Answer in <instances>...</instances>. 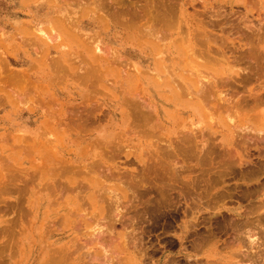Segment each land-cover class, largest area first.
Masks as SVG:
<instances>
[{
	"label": "rangeland",
	"instance_id": "374dc122",
	"mask_svg": "<svg viewBox=\"0 0 264 264\" xmlns=\"http://www.w3.org/2000/svg\"><path fill=\"white\" fill-rule=\"evenodd\" d=\"M66 1L68 2V0ZM66 1H56L39 4L34 0H0V264H43V253H49V257H51L53 250H57V252L59 250V253H56L55 255L61 256L65 252L67 247L74 243V241L70 239L77 234L76 231H73L74 229H70L67 223V216L70 212H72V210H74L77 206L81 205L84 202L82 204L83 208V205L85 206L86 201H88L87 196L89 194L90 187L89 179H91L92 175H89V172L86 175L87 170L85 171L83 169H80L83 162L82 160H84L86 163L99 160L97 161V164H99V168L101 166L105 167L108 165H116V163H119L121 165V162L124 163L125 161L122 156V159L120 158V160H117L116 162H112L110 160L109 162L107 161V159H104L105 156L101 157L99 156V154L98 156L97 154H95L99 151V149L97 148L98 146L95 147V144H93L96 148L95 149L93 145H90L92 144V142L90 143V141L93 139L90 136L95 131L94 129L98 126V124H93L90 121L98 112H100V110L105 111L104 106L106 102L112 101L114 95L112 96L111 92H104V90H102L101 92L99 91L100 93L98 92V94H96L95 92H97V90L95 88H92L94 87V85L90 84L89 82L88 84H90V86L88 87V84H85L87 83V81H84L82 83V79L77 80L69 77L67 79L64 78L65 80H63L62 82V80H59L61 79V74L57 72L58 69H56V66L58 63H61L63 59L68 64L71 63L74 66H77V54L81 52V43L83 42V39L86 38L87 35H94L97 33V31L107 29H109L113 34L112 46L114 48V51L123 53L124 55H128V57L131 58L134 57L133 61L138 59V51H148L152 48L150 39H147L149 37H145V35L139 31L140 29H142V21L139 19L140 17H138V15L142 16L141 11L143 9L141 8H143V2H139L137 0H70L72 3L70 1L69 3H67ZM191 3L194 5V11L197 10L200 12L204 9H211L219 4H223L228 8H234L239 4V0H189L187 5V8H189L187 9V14H185V20L192 30L195 29V32L198 30L201 31L209 28L210 21L209 19L201 16L200 13L202 12H198L200 15L195 16L196 14H193L195 12L192 11L193 7L191 6ZM235 9L236 8H234V10ZM36 14L37 16H35ZM61 14H66L65 16L63 15V18L69 19V21H66L65 23L63 21L61 22V19H59V16H61ZM223 15L221 14V17L212 19L216 20V22L220 26L215 27L214 29L211 28L212 30L209 29L213 32L214 36L217 37V44L215 46V49H220V51L226 52L227 50H232V48H247L251 45H254V48L257 51L264 49V29H259L257 27V22L250 14L246 18L243 15L242 18H240L241 16L238 18L237 16L229 18L227 12H225V14L223 13ZM57 20L60 23H55L57 22ZM221 22L222 24H219ZM52 23L54 25H52ZM38 27H41L49 35L52 34L53 38L55 36H58V34L56 31H51V29H61V36H58L57 40L49 41L46 37L36 32V29ZM94 36L96 37L97 35ZM177 45L178 47H180V50H178V48L174 49V71L178 74V76L180 75L185 82H188L189 79H191L190 72H196L200 76L206 77L208 82L216 81V90L214 88L213 91L217 95H219V98L215 99H220V102L215 110L207 111L203 108V112H205V118H203V121L201 123V129L197 130L200 133H198L199 137H197L195 141L199 145H203L204 143V149L198 150L200 153H197L195 157L192 155L190 156L194 158V160H192V158L188 156L189 154L186 155L189 159L185 158L186 156L183 155L184 153L180 152V148H178L180 149V151H176L179 152L180 156L176 155L177 153L174 151L177 149H174V147L177 148L180 145L179 144L177 146V143L176 145L173 144L175 145L174 147L173 145L170 146L169 149H171L170 151H172L170 153V156H172L173 154L174 156L172 157L176 159H174L176 162L180 161V163L178 162L180 165L174 162L176 166H174V164L172 166L171 164L173 161L170 160L171 157L167 158V156L165 155V157L169 159V161H171V164L167 165L169 162H166L167 160L164 158V156L162 159L161 154L163 153H161V151V157L159 156L158 160L155 161L154 159L153 162L151 161V164L150 161L146 160V158L151 154L149 152L151 151L153 153V151H155V147H153L152 143L158 140L156 137H167L168 139L175 136L176 133L174 132H176V130L175 128H172V124L166 125V127L164 128L156 127L153 131L154 133H151L149 136L136 137L135 140L130 143V145H132V150L128 151L130 153H132L131 151H134L132 155L134 154L138 158L133 159V157H130L128 160H131V164L128 163V165L126 164L125 167L128 169H134V171L136 169L137 172L139 171L137 175H141L137 176V178L135 177V174L134 177L137 181L135 180V182H133L134 186L128 188L123 187L124 189L121 191L120 196L121 200H123L122 202L125 204L126 201H129L128 203H126V207L123 204V208H125L123 209L124 211H121V215L124 216H122V221L126 222V225H124V223L122 222L123 227L128 225L127 223L129 222V219L130 224L132 225L131 227L128 226L130 229H128V227L123 228L122 226L118 225L119 227L117 226V229H115L113 232L114 234H112V236H114L113 241L116 244L115 239L116 241L118 240L117 243H121H119V247H123L124 244L121 242V239L127 246L128 244L126 243H130L132 241V237L133 239L135 237L136 242L140 243L139 245H137V247L142 246L141 248H144L148 252V254L146 253L144 255V250H141L138 247L137 250L135 249L136 251L134 250V253L132 250V245L130 247V244H132L133 242L130 243L127 247H130L131 249L127 248V252L131 254V264H142V261L146 260L147 256L149 259H151L149 260L147 258V260L144 261L143 264H168V261H171L172 259L173 261L170 262L172 264H190L191 262V264H195L198 259L201 261L203 260L202 262H204V264H211L206 263V261H213V264L214 262H216V264H221L222 262L224 264H233L234 261L237 263V260H235L234 257L239 256L235 253H239L240 251L241 254V250L242 252H246L244 253L245 255L241 254L243 258L245 257V260H240L239 258V262L245 261L244 263L246 264H264V219L263 217H261L264 214H260V216H258V214L262 213V211L264 210L263 206L260 205L261 200L264 201V142H262L261 145V142L258 141V143H256L257 141L252 140L253 143H251L250 139L252 138V134H249L247 130L241 127L244 126L245 128L247 124H249L250 120L249 117H246L247 115L250 116V114L252 115L253 113H255L253 114L255 116L256 114H258V111L256 112L255 109L250 110L251 113L248 109L249 114H247L248 111L245 109V99L240 98L243 87L246 86V89H248L252 84L247 82L248 84L240 85V83L234 82L231 85H221V82H223L224 80H234L236 76L243 71V65L234 62H228L221 56L220 53H208L205 51L204 47H194V50L191 51L190 47H188L187 45V42H183L180 45ZM168 62L170 64L168 66H171V61ZM191 62H193L197 66V68L191 71H187V69L189 68L187 67V64ZM113 66H116V64ZM12 70L14 74L11 75ZM107 71L108 73L104 71L105 74L111 76L112 71L109 68ZM182 78L177 79V81L180 82V85L183 81ZM174 83L172 84L174 85ZM145 87L146 86L144 84L138 83L129 88L131 91L141 92ZM237 91L240 93L238 96L236 95ZM172 94L173 93H171V91H168L164 96H156V98H182L173 96ZM89 99H91L92 102H90ZM92 106L94 107L92 108ZM248 107L249 106H247L246 108ZM260 109H262V107ZM91 112L94 114V116ZM90 114L93 116L92 119V116ZM184 117H186V115ZM231 119L233 121H231ZM105 120L106 117L102 120L101 123L104 124ZM228 120L231 122V124ZM84 121H86V123ZM88 121L93 124L95 128H92L93 126L91 124H88V126L92 127L87 128ZM82 123L85 124L83 125ZM227 125H229V127ZM83 126H85V129L82 128ZM239 127V130L236 129ZM241 129L243 131V134L241 133ZM236 130L239 131L238 133L240 135L236 133ZM195 133L197 132L195 131ZM235 134L238 135L236 136ZM241 134L244 135V138H247H245L246 140H249L247 142H244L246 140L243 139L242 141ZM247 135H250L251 138H248L249 136ZM236 139H239V141ZM235 143L239 144L236 145L238 146L239 150H237L238 148H236V146L234 145ZM216 144L219 145L217 146ZM219 146L223 149L224 147L226 148L232 146V149L234 148L233 152L231 151L232 149L230 147L229 149H231L230 151L233 153V156L232 154V157L230 155L228 156L226 152L223 151V149L219 148ZM258 146L263 147L259 148ZM218 150L220 153H222L223 156L219 154ZM234 150L236 153L234 152ZM91 151L92 155H90ZM237 151L241 152L237 153ZM163 152H166V154L168 153L169 155V151ZM259 153L262 154L259 156ZM93 155L96 157L93 158ZM181 155L185 156V159ZM200 155H203V157ZM247 155H249L248 157L251 160L245 158ZM198 156H200V160L201 157L202 160L204 159V162L201 160L203 164H197L200 161H196L198 159H196V157ZM215 156L220 157H218L219 159H217V157ZM230 157L235 162L237 160L238 165L236 163V165L233 164L234 162L230 159ZM139 158L147 161L146 167H152L153 165H155L152 163H157V166L166 164L165 166L167 169L172 166L174 167V170L171 167V169L169 168L171 172L168 170L169 172L167 171V173L164 170L163 165L161 167L163 168L164 172L160 171L161 167H156L160 171L159 174H161L162 178L160 177V175L157 176L158 170L154 167L153 169L155 171V175L154 171L152 172L151 170L152 168H148V173H146L147 169L146 171L145 169L141 170L142 172H144V174L142 175L140 170H138L141 168L138 167L139 165H137V160ZM186 159L189 160V163ZM190 159L192 160V162H190ZM239 159L245 162L240 163L241 160ZM160 160H163L165 163H163V161L160 162ZM79 161L81 164L79 163ZM194 161H196V163ZM207 163L209 165H207ZM229 163L231 164V166L234 165V167H229L227 165ZM219 165L221 167H219ZM226 165L230 169L227 168ZM68 166L72 168L69 169ZM116 166H118V164ZM184 166L188 169H186ZM78 167L81 171L83 170L85 172H79ZM192 167H194V169ZM208 168L212 169L208 170ZM248 168L250 171L248 170ZM196 169H201L200 171L205 176H203V174L200 175V171L198 172ZM202 169H206V172H203ZM224 170L226 171V173L223 172ZM174 171H176L177 173ZM219 171L223 172H221V175L223 174V176H221L220 174L219 176H217ZM229 171H234V173L231 172V175ZM75 172L78 173L76 174ZM178 172L180 174H178ZM242 172H245V176L243 177V179L242 176L244 174ZM163 173L169 175L171 173V177L165 174L166 176H168L167 179V177L163 175ZM215 173H217V175ZM240 173L243 175L241 176ZM225 174L227 175V177L224 176ZM175 175L177 176L174 177ZM212 175L217 180H219L220 177H224L223 180L229 177L230 182H227L225 180V182H220H224V184H216L217 182H214L217 180H214V178H212V181L211 179L209 180V176L211 178L213 177ZM253 176L255 178H257L258 176L260 177L255 180ZM196 177H198V181ZM251 177H253V179H251ZM170 178L174 179L171 180ZM194 178L195 180H193ZM155 179L156 181L159 180V182L157 181L158 184ZM169 179L170 181H168ZM176 179L180 180L176 181ZM207 180L209 181V183H207ZM182 181L187 182L186 184L190 182L188 190H192L191 192L189 191V194L193 192V196L190 194L192 198L188 196V201L186 198L187 195H185L188 194V191H185L187 190L185 188L186 185L185 187H183L185 183H183ZM55 182L57 186L55 185ZM146 182L149 184H147ZM108 183H110L108 185H115L113 182ZM167 183L170 186H174V188H179L177 189L179 191L175 190L176 188H173V191L170 190V186H168L169 190L166 187H163L166 186L165 184ZM193 183L196 184L197 188L200 185L199 188L197 189L195 186H193L195 185ZM161 184L162 186L160 187ZM213 184H215V187L213 186ZM232 184L236 187H233ZM46 185L47 187H45ZM85 185L88 188L85 187ZM203 185H205L204 189ZM228 185L229 187L231 186L235 188H229V190H234L233 192L224 190L225 186H227L228 188ZM48 186L51 189H49ZM191 186L193 189H191ZM250 186L257 189L256 192H254L255 189L253 190ZM157 187H160V189ZM182 187L183 189H185L184 191ZM211 187L213 188L209 191V188ZM246 187L249 189L251 196L253 195L252 198L251 196H249L250 193L249 195L247 194L248 192H245L244 194V190L247 189ZM70 188L72 191L70 190ZM132 188H134V193L131 192ZM143 188L146 190H144ZM155 188H157L158 190L156 189V191ZM84 189L87 190L85 191ZM126 189L130 191H127ZM136 189H138V191ZM162 189L166 190V193ZM206 189L207 191H209V194L205 195L207 197L204 199L203 197ZM69 190L71 191V193H69ZM159 190L160 192L165 193V197H167V193L170 192L168 194L170 196L168 197L170 200L174 199L173 202L170 201L168 197L165 198L164 194H162L164 199L160 198L162 196L160 192L158 193ZM123 191L125 192L123 193ZM182 192H184L183 195ZM218 192H220L221 195H223L224 193H226L227 195L229 193L231 195V193H233L235 197L233 194V196L231 195L230 198H224L228 197L229 195L224 196L222 197L224 200L220 199L223 202H220L219 198L221 197H219L220 194H217ZM221 192H223V194ZM199 193L203 194H201L202 197H200L201 195ZM195 194L200 199L196 196L194 197ZM216 195H218L219 198ZM245 195L246 197L248 195V197H244ZM130 196L132 197L130 198ZM210 196L213 198H217L218 201L222 203L219 205L216 203L217 205H215L218 207H215L216 209L214 208L213 211L209 208H213L212 206L215 202L212 200H214L215 198L210 200ZM149 198L150 201L147 202V204L149 205H147L145 202L147 199L149 200ZM60 199H62L63 202H60ZM156 199L162 200L157 201ZM166 200L169 203H167ZM198 200H200V202ZM151 201L152 204H150ZM194 201L196 202V204ZM209 201L212 203H210ZM130 202L133 206V210L131 208ZM163 202L164 204L167 203L168 207L171 202L173 203L170 204V207H172L168 208L170 211H168V209L166 208L167 205H165L166 207L163 206L164 204L162 205ZM251 203H254L253 206ZM258 204L260 206H258ZM206 205H209V208H206ZM145 206L150 207L151 210H149V208L146 209L147 207L145 208ZM246 206L249 207V209L246 208ZM255 206H257L259 212L258 210H256ZM151 207H155V209ZM162 207H164L165 209H162ZM84 208H86V206ZM141 209L149 210V213H151L153 210H157V213L159 215L161 213V217L159 216L160 218H156V220L152 223L150 222L148 225H145L141 222L143 221L142 216L144 215V210L142 211ZM196 209L198 211L200 210V212H197ZM250 209L252 210L250 211ZM253 209H255L256 211ZM135 210L140 212L137 213L138 215H136L138 221V216L141 215V224L139 223L140 227L138 225L137 218L131 216L134 215L133 213H135ZM125 211H128L129 214ZM244 212H248V215ZM216 213H218L219 216ZM169 214H172V216H170ZM229 215L231 216V218ZM162 216L164 217L162 218ZM256 216L260 217L261 219H257ZM58 217H60L59 219L61 220H59ZM127 217L129 218L127 220L128 222L125 220V218L127 219ZM57 219L61 222H59L60 224L57 222ZM228 219H232L231 222ZM189 221H191V223ZM256 221H260L261 224H258ZM188 222L191 225L187 224ZM232 222L233 225L231 224ZM250 222H252L251 226ZM192 223L198 224L197 227L194 225V227L190 229V231L195 229L194 232L192 231L190 233L188 231V227L193 226ZM142 224L145 227H142ZM58 227L60 228V230ZM126 228L128 231H125L127 232L124 231V229ZM231 228H233V230ZM64 231H66V234L63 233ZM210 231L211 233H208ZM141 232H143L144 234ZM128 233L129 236L130 234L134 233L132 234V237H130L131 241L130 238H128L129 240H123L125 236H128ZM192 233H194L195 235ZM243 233L246 235H244ZM70 234V238H63L64 236ZM208 234L215 236L212 237ZM216 234H218L217 237ZM249 234L253 235V244L248 243L249 241L247 240V238ZM191 235H193L194 237ZM219 236H221L223 239ZM209 237H212L214 239L208 241L209 239L207 238ZM224 238H226V241L224 240ZM195 239L198 241H196ZM205 239H207L206 242L208 241V245L205 243ZM241 239H243V241ZM200 240L204 242H199ZM193 241L196 242V245L198 242L201 244L195 246L193 245L195 244ZM224 241L228 242L225 243ZM159 242L161 244H159ZM240 242L242 243L241 246L239 244ZM220 244L221 246L222 244H224V247H221ZM133 245L135 246V242L133 243ZM243 245L245 246L243 247ZM218 246L220 247L218 248ZM196 247H198V249ZM245 247H248L249 250ZM194 248L197 249L196 251L200 250L199 253L195 252ZM75 249H77L76 246L73 248L71 247L69 250L73 252V250ZM130 251L133 253V255ZM146 251H144V253ZM247 252L253 253H248L250 254L248 256ZM254 252H256L255 255H253ZM136 253L138 254L136 255ZM140 254L141 257L143 255L144 256L140 258ZM230 254L231 258L228 257ZM247 256L248 258L246 259ZM144 257L145 259H143ZM206 257H208L207 260ZM51 259L52 258H50V260ZM189 259L190 263H188ZM192 259H195L196 261H193ZM230 259H233V262ZM236 259L238 258L236 257ZM86 261V259H81V261H74L71 256L69 257V260H66V262L58 261L57 264H87L85 263ZM109 261L110 260H108V262ZM242 262L241 264H244Z\"/></svg>",
	"mask_w": 264,
	"mask_h": 264
},
{
	"label": "bare ground",
	"instance_id": "6f19581e",
	"mask_svg": "<svg viewBox=\"0 0 264 264\" xmlns=\"http://www.w3.org/2000/svg\"><path fill=\"white\" fill-rule=\"evenodd\" d=\"M14 1V0H13ZM36 2H38L39 4H45V3H49V2H64L66 0H34ZM70 0H68L67 3H69ZM75 1V0H74ZM77 1V0H76ZM85 1V0H84ZM103 1V0H102ZM106 1V0H104ZM109 1V0H108ZM124 1V0H122ZM126 1V0H125ZM137 1H141L143 2V9L141 11L142 13V16L138 15V17H140L139 19L142 21V29H140L139 31L141 33H143L145 35V37H149L147 39H150V42L152 44V48L148 51H138L137 55H138V59H136L135 61H133L134 57L131 58V57H128V55H124L123 53H119V52H116L114 51V48L112 46V39H113V34L110 32L109 29L107 30H101V31H97L96 34L94 35H97L96 37L94 35H90V36H86V38L83 39V42L81 43L82 45V49H81V52L77 54V61H78V64L77 66H74L73 64L71 63H67L64 59L62 60L61 63H58L57 64V68L58 69V73L61 74L60 77L61 79L59 80H65L67 78H72V79H77V80H80L82 79L83 81H81L82 83L84 81H87V83L85 84H88L90 82V84H93L94 87L92 88H95L97 90V92H94L96 94H98V92L104 90L107 91V92H111L112 96L114 95V98H112V101H107L104 108H105V111H102L100 110V112H98L94 118L93 116L91 117V121L93 124H98V126L95 128L93 124H91L89 121L87 123V126L88 124L92 125V126H88L87 128H95L94 132L91 134V138L95 139V140H91L90 143L92 142V144H90L91 146L93 144H95V147H97L99 149L98 152H96L95 154H99V156H105L104 159H107V161H112V162H116L117 160H120V158L122 159V156L124 158V163L121 162V165L119 163H116V165L118 164V166L116 165H108V166H105V167H100L99 168V164H97V161H93L94 162H88L86 163L84 160H82V164H81V167L80 169H83V170H87L86 171V175L88 174L89 172V175L91 174L92 177L91 179H89V183H90V187H89V194H88V201H86L85 203V206L86 208H84L85 206L83 205V208H82V203L81 205L77 206L74 210H72V212H70L67 216V223L70 227V229H74L73 231L77 232L76 236L74 235L73 238H71L70 240L74 241L73 244L69 245V247H67V249L65 250V252L60 256H56L55 254L59 253V250L57 252V250H53L52 251V254H51V257L49 253H46L44 252L43 253V264H47V263H51V264H57L58 261H62V262H66V260H69V257L72 256V259L74 261H81V259H86L87 261L85 263L87 264H131L130 262L132 261L131 259V254L127 252V246L130 244V243H134L135 242V246L132 244H130V247L132 245L133 247V252L135 253V251L138 249L137 245H139L140 243L136 242L135 240V237L133 239L132 237V234H130L129 236V233H128V236L125 238L124 236V239L123 240H126L130 237H132V241H131V238H130V243H126L128 244L127 246L125 245V243L122 241L121 239V242L126 246H124L123 244V247L120 246L119 247V243H117L116 239H115V242L116 244L114 243V236H112V234H114V230L117 229V226H122L123 227V223L124 225H126V222H123V218L121 215V211L126 207V203H128L129 201H126L125 204L122 202L123 200H121V191L125 188V187H133L134 183L135 182V177L141 175H137V172L136 169L134 171V169H128L125 167V165L128 163L131 162V160H128L130 157H133V159H136L138 158L137 156H135L134 154L132 155V153H134V151H131L132 153H130L128 150H132L130 143H132L136 137H139V136H149L151 133H154V129L156 127L158 128H164L166 127V125H170L172 124V128H175L176 133L175 136L173 137H170L167 139V137H163V138H158L156 137L157 141H155L154 143H152L153 147H155V151H153V153L150 151L149 153H151L147 158L146 160L147 161H150V164H151V161L153 162V160L155 159L158 160L159 156L161 153L162 155V159H163V156L164 158L167 160H165L166 162H169L167 165L171 164V161L172 162V166L174 164V162L176 164H179L180 161L176 162L175 158L172 157L174 156L172 154V156H170L171 152L170 151L171 149H169L170 146H172L173 144L176 145L177 143V148L174 147L175 145H173L174 149H177L175 150L174 152L176 151H181L182 153H184L183 155H188L189 157L192 155V156H196L197 153H200L198 150H203V145H199L196 143V138L199 137L198 136V132L197 130L201 129V123L203 121V118H205L204 116V113L203 112V108L206 109L207 111H210V110H215L216 107L219 105V102H220V99H215V98H219V95H217L213 90L215 88V82H208L207 78L206 77H203V76H200L199 74H197L196 72H190V77L191 79H189L188 82H185L184 79L180 76H178V74L174 71V66H175V63H174V49H177L180 50V47H178L177 44H181L183 42H187V45L188 47H190V50L193 51L194 50V47H204L205 48V51L208 52V53H220L221 56L223 58H225L228 62H234V63H238V64H242L243 65V71L238 74L236 76V78L234 80L232 79H228V80H224L223 82H221V85H231L232 83L234 82H237V83H240V85H243V84H248L247 82H249L251 85V87H249L248 89H246V86L243 87L242 89V92H241V96L240 98H244V102H245V109L248 111L250 110H256V112L258 111V114H256L255 116L253 114L252 115L250 114V116H248L247 114H249V111L248 113L245 115L246 117H249V124H247V126L244 128V126H241L243 129L247 130V132L250 134H252V138H255V139H252L250 135H247L249 136L248 138H251V143L252 140L253 141H257L256 143L261 142V145H262V142H264V49L262 50H259L257 51L255 48H254V45H251L250 47H247V48H232V50H227L226 52L225 51H220V49H215V46L217 44V37L214 36L213 32L210 31L212 30L211 28H215V27H219L220 25H218V23L216 22V20H212V19H216L218 17H221L220 15L223 13L225 14V12H227V14L229 15V18H233V17H240L242 18V15L246 18L249 14L254 18V20L257 22V27L259 29L263 28L264 29V0H239V4L236 5V8L234 10L233 7H225L223 4H219L211 9H204L203 11H200L202 13H200L199 11H194V5L192 4L191 6L193 7V14H196L195 16H199L201 14L202 17L204 18H207L209 19V25L210 27L205 29V30H198V31H195L191 29V27L188 25V23L186 22V16L185 14H187L186 12L188 11L187 9V5H188V2L189 0H137ZM71 2V1H70ZM66 3V4H67ZM72 3V2H71ZM195 4V3H194ZM111 5V4H110ZM197 5V4H196ZM139 7V6H138ZM137 7V9H138ZM142 7V6H141ZM227 8V10H226ZM200 14H199V13ZM198 13V14H197ZM63 15L65 16L66 14H61V16H59V19H61V22L63 21L64 23L66 21H69V19H65L63 18ZM37 16V14L35 15ZM225 16V15H223ZM47 17V16H46ZM55 23H60L58 20L57 22ZM68 24V23H66ZM219 24H222L219 23ZM52 25H54L52 23ZM210 29V30H209ZM209 30V31H208ZM51 31H56L58 36L60 37V32H61V29H51ZM36 32L40 33L41 35H43L44 37H46L49 41H52V40H57V37L58 36H55L53 38L52 34L49 35L46 31H44L41 27H38L36 29ZM256 50V51H255ZM229 53V54H228ZM228 54V56H227ZM136 57V56H135ZM168 61H171V66H168L170 65ZM116 66H113L115 65ZM83 65V66H82ZM170 67V68H169ZM187 67H189L187 69V71H191V70H194L197 68V66L191 62L189 64H187ZM108 68L112 71V74L111 76H108L106 73H108ZM112 68V69H111ZM106 69V70H105ZM11 70V69H9ZM103 71V72H102ZM105 71V72H104ZM20 72V71H18ZM9 74H10V71H9ZM14 74L13 70L11 71V75ZM16 74V73H15ZM18 76V75H16ZM65 78V79H64ZM182 78V83L181 82V85H180V82L177 81V79H181ZM176 81V82H175ZM176 85H175V83ZM138 83H142L144 84L146 87L143 88L144 90L139 92V91H131L129 87H132L134 84H138ZM174 83V85L172 84ZM90 84H88V87L90 86ZM183 84V86H182ZM87 86V85H86ZM92 86V85H91ZM97 86V87H96ZM101 89H99V88ZM232 87V86H231ZM110 89V91H109ZM213 92H212V91ZM216 90V88H215ZM168 91H171V93H173L172 95L173 96H176V97H182V98H156V96H164L166 92ZM99 92V93H100ZM240 92V90H239ZM238 91L236 92V95L238 96L240 93ZM103 93V92H102ZM101 93V94H102ZM246 93V95H245ZM89 98V97H88ZM90 102L91 99H89ZM94 104V103H92ZM91 104V105H92ZM247 106H249L248 108H246ZM94 106H92L93 108ZM262 107V109H260ZM84 108V107H83ZM78 109V108H77ZM260 109V110H258ZM85 110V109H84ZM83 111V110H82ZM89 111V110H88ZM251 113V111H250ZM89 115V116H90ZM186 115V117H184ZM84 116V115H83ZM87 116V115H86ZM106 117V120H105V123L102 124V120ZM229 117V116H228ZM89 118V117H88ZM89 120V119H88ZM230 120V118H229ZM228 120V121H229ZM231 121H233L231 119ZM86 123V121H84ZM230 122V121H229ZM84 123V124H85ZM83 124V123H82ZM81 124V126H82ZM83 124V125H84ZM101 124V125H100ZM229 124V123H228ZM231 124V122H230ZM226 126V125H225ZM229 127V125H227ZM80 127V126H79ZM232 127V126H231ZM236 127V126H235ZM82 128L85 129V126H83ZM98 128V129H97ZM179 130H178V129ZM234 129V128H232ZM236 129H240L239 128H236ZM83 130V129H82ZM178 130V131H177ZM236 130L238 133L239 131ZM195 131L197 133H195ZM223 132V131H222ZM233 132V131H232ZM242 129H241V133H242ZM246 132V131H245ZM246 132V133H247ZM173 133V134H174ZM197 135H195V134ZM202 133V132H201ZM235 133V132H234ZM239 134V133H238ZM238 134H235L236 136ZM243 134V133H242ZM242 141L243 139H245L242 135ZM202 135V134H201ZM233 135V134H232ZM240 135V134H239ZM246 136V134H245ZM240 137V136H239ZM202 138V137H201ZM200 138V139H201ZM199 139V138H198ZM247 139V138H246ZM245 139V140H246ZM234 140V139H233ZM239 141V139H236ZM249 140V139H248ZM248 140L244 141V142H247ZM232 141V140H231ZM48 142V141H47ZM234 142V141H233ZM238 143V142H237ZM250 143V142H249ZM48 144V143H47ZM50 144V143H49ZM151 144V143H150ZM232 144V143H231ZM246 144V143H245ZM244 144V145H245ZM88 145V144H87ZM165 145V146H164ZM217 145V144H216ZM219 145V144H218ZM217 145V146H218ZM235 146L236 145H239V144H234ZM233 145V146H234ZM241 145V144H240ZM151 146V145H150ZM201 146V148H200ZM248 146V145H247ZM94 147V145H93ZM94 147V148H95ZM231 149H232V146H229ZM229 147H224V149L222 147L219 146V148L223 149V151L226 152V154L229 156H233V149H229ZM246 147V146H245ZM259 147V146H258ZM263 147V146H262ZM262 147H259V148H262ZM180 148V149H178ZM200 148V149H199ZM236 148H238V146H236ZM250 148V146H249ZM96 149V148H95ZM97 149V150H98ZM135 149V148H134ZM220 149V150H221ZM226 149V150H225ZM241 149V148H240ZM137 150V149H136ZM173 150V149H172ZM232 152H231V151ZM239 150V148L237 149ZM260 150V149H259ZM161 151V153H160ZM163 151H169V155L168 153L166 154V152H163ZM191 151V152H190ZM205 151V150H204ZM203 151V152H204ZM222 151V152H223ZM264 151V150H263ZM196 152V153H195ZM219 152V150H218ZM231 152V153H230ZM235 152V150H234ZM241 151H237V153H239ZM257 152V151H256ZM177 154L176 155H179V152H176ZM181 153V154H182ZM194 153V154H193ZM236 153V152H235ZM94 154V155H95ZM202 154V152H201ZM219 154L222 155V153L219 152ZM243 154V153H242ZM262 154V153H261ZM259 153V156L261 155ZM264 154V152H263ZM90 155H92V151L90 153ZM93 155V158L96 157ZM109 155V156H108ZM131 155V156H130ZM165 155L168 157H171V161H169V159H167L165 157ZM181 155L183 158L185 156ZM218 155V154H217ZM220 155V156H221ZM235 155V154H234ZM252 155V154H251ZM144 156V155H143ZM180 156V155H179ZM188 156H186L185 158H187ZM203 157V155H200ZM196 157V161L198 162L200 159L199 157ZM218 156V157H220ZM223 156V155H222ZM221 156V157H222ZM231 156V157H232ZM249 155H247L245 158L251 160L249 157ZM257 156V155H256ZM161 157V156H160ZM202 157H201V160H202ZM217 157V156H215ZM214 157V158H215ZM217 157V159H219ZM230 157V159L233 161V159ZM258 157V156H257ZM173 158V159H172ZM184 158V159H185ZM192 158V157H190ZM260 158V157H259ZM86 159V158H85ZM175 159V160H174ZM189 159V158H187ZM186 159V160H187ZM216 159V158H215ZM224 159V158H223ZM222 159V160H223ZM237 159V158H236ZM88 160V159H87ZM96 160V159H95ZM144 160V159H138L137 160V165H139L138 167H140L141 169H138L140 170V172L142 173V175L144 174V172H142L141 170L147 169V172L148 173V168H152V172L154 171L153 167L156 168V167H161L163 166L164 167V170L167 172L169 170V168L171 169V167H169L168 169L166 168V164H163V165H160V166H157L158 164L157 163H152V164H155V165H150L152 167H146L147 166V161ZM179 160V159H177ZM181 160V159H180ZM184 160V161H186ZM191 160V159H190ZM192 160H194V158H192ZM192 160L190 162H192ZM201 160L197 163L200 165L203 164L201 162ZM204 160V159H203ZM202 160V161H203ZM241 160V159H239ZM109 161V162H110ZM163 161V160H162ZM160 160V162H162ZM188 163H189V160H187ZM196 161H194L196 163ZM217 161V160H216ZM231 161V162H232ZM85 162V163H84ZM101 162V161H100ZM105 162V161H104ZM159 162V163H160ZM204 162V161H203ZM220 162V161H219ZM225 162V161H224ZM223 162V163H224ZM234 162V163H233ZM232 163L233 164H237L238 165V162L236 160L233 161ZM244 163L245 161L241 160L240 163ZM106 163V162H105ZM149 163V162H148ZM163 163H165L163 161ZM217 163V162H216ZM226 163V162H225ZM228 163V162H227ZM239 163V165H240ZM131 164V163H130ZM134 164V163H133ZM235 164V165H236ZM252 164V163H251ZM70 165V164H69ZM105 165V164H104ZM180 165V164H179ZM182 165V164H181ZM205 165V164H204ZM207 165H209L207 163ZM229 167L231 166V164H227ZM226 165V166H227ZM242 165V164H241ZM149 166V165H148ZM174 166H176L174 164ZM178 166V165H177ZM225 166V167H226ZM227 166V168H229ZM245 166V165H244ZM69 167V166H68ZM78 167V169H79ZM146 167V168H145ZM183 167V166H181ZM179 167V168H181ZM185 167V166H184ZM217 167V166H216ZM215 167V168H216ZM219 167H221L219 165ZM231 167H234L231 166ZM72 167H69V169H71ZM166 168V169H165ZM186 169H188L187 167H185ZM194 169V167H192ZM191 168V169H192ZM199 168V167H198ZM79 169V172L81 171ZM157 169V168H156ZM162 169V170H161ZM172 169L174 170V167H172ZM177 169V168H176ZM183 169V168H182ZM190 169V170H191ZM212 169V168H211ZM208 168V170H211ZM226 169V168H225ZM230 169V168H229ZM227 169V170H229ZM231 169H234V168H231ZM242 169V168H241ZM245 169V168H244ZM247 169V168H246ZM68 170V169H67ZM82 170V171H83ZM149 170V171H151ZM158 170V169H157ZM163 168L161 167L160 168V171H163ZM178 170V169H177ZM189 170V171H190ZM198 172L201 170H198L196 169ZM203 170V169H202ZM206 170V169H205ZM205 170H203V172H206ZM249 170V168H248ZM69 171V170H68ZM81 171V172H82ZM83 171V172H85ZM158 170V175H160L161 177V174H159L160 172ZM170 171V170H169ZM168 171V172H169ZM179 171V170H178ZM194 171V170H193ZM236 171V170H235ZM250 171V170H249ZM73 172V171H72ZM136 172V173H135ZM167 172V173H168ZM171 172V171H170ZM176 172V171H174ZM181 172V171H180ZM184 172H185V169H184ZM187 172V171H186ZM215 172H218V171H215ZM222 172V171H221ZM221 172L219 171L218 175L217 173H215L217 176H219V174L221 175ZM224 173H226V171L224 170L223 171ZM222 172V173H223ZM230 172V171H229ZM234 173V171H231ZM230 172V173H231ZM76 173V172H75ZM78 173V172H77ZM76 173V174H77ZM157 173V172H156ZM177 173V172H176ZM201 173V174H200ZM200 175H202L203 173L200 171ZM243 173V172H242ZM245 173V172H244ZM243 173V174H244ZM260 173V172H259ZM83 174V173H82ZM136 174V176H135ZM166 173H163V175H165ZM178 174H180L178 172ZM182 174V173H181ZM214 174V173H213ZM229 174V173H228ZM239 174V173H238ZM243 174L240 173V175L242 176ZM80 175V174H78ZM151 175V174H149ZM154 175H155V171H154ZM162 175V176H163ZM166 175H169V174H166ZM165 175V176H166ZM171 175V173H170ZM169 175V176H170ZM230 175V174H229ZM228 175V176H229ZM232 175V173H231ZM264 175V174H263ZM135 176V177H134ZM145 176V175H144ZM177 175H175L174 177H176ZM195 176V175H194ZM198 176V174H197ZM203 176H205L203 174ZM213 176V175H212ZM223 176V174L221 175ZM224 176L227 177V175L225 174ZM245 176V174L242 176V179L243 177ZM87 177V176H86ZM156 177V176H155ZM159 177V178H160ZM167 179H168V176H166ZM171 177V176H170ZM200 177V176H199ZM234 177V176H233ZM254 177V176H253ZM253 177H251V179H253ZM260 177V176H258ZM257 177V178H258ZM88 178V177H87ZM138 178V177H137ZM145 178V177H144ZM154 178V177H153ZM158 178V179H159ZM162 178V177H161ZM197 178V181H198V177ZM212 178H210L209 176V180L211 179L212 181ZM224 177H220L219 180L215 179L214 180H217L215 181L214 183L216 184H224L225 180L227 182H230L229 180V177L225 180H223ZM232 178V177H231ZM230 178V179H231ZM236 178V177H235ZM239 178V177H238ZM255 178V177H254ZM255 178V180L257 179ZM171 180H173L172 178H170ZM170 179L168 181H170ZM204 179V178H203ZM202 179V180H203ZM222 179V180H220ZM241 179V178H240ZM248 179V178H246ZM250 179V178H249ZM250 179V180H251ZM263 179H264V176H263ZM85 180V179H84ZM134 180V181H133ZM177 180H180V179H176ZM192 180V179H191ZM195 180V178L193 179ZM206 180V178H205ZM213 180V181H214ZM229 180V181H228ZM233 180V179H232ZM56 181V180H55ZM137 181V180H136ZM139 181V180H138ZM144 181V180H143ZM156 181V179H155ZM154 181V182H155ZM159 182V180H157ZM156 181V182H157ZM161 181V180H160ZM166 181V180H165ZM208 181V180H207ZM219 181V182H218ZM221 181H224L223 183H220ZM234 181V180H233ZM238 181V180H237ZM246 181V180H244ZM81 182V181H80ZM107 184H106V183ZM108 182H113L115 185H108L110 183ZM148 182V181H147ZM146 182V183H147ZM157 182V184H158ZM164 182V181H163ZM172 182V181H171ZM184 184L183 187H185L186 185V189H183V191L185 190L186 192L188 191V194H185L187 195V201H188V196H190V194L192 195V193L189 194V191L191 192L192 190H188V187H189V183L186 184L187 182H184L182 181ZM181 182V183H182ZM194 182V181H193ZM202 182V181H201ZM200 182V183H201ZM249 182V181H248ZM59 183V181H58ZM78 183V182H77ZM87 183V184H89ZM145 183V184H146ZM152 183V182H150ZM174 183V182H173ZM178 183V182H177ZM209 183V181L207 182ZM50 184V183H49ZM61 184V183H60ZM83 184V183H82ZM143 184V183H142ZM149 184V183H147ZM160 184V183H159ZM163 184V183H162ZM162 184L160 185V187L162 186ZM195 184V183H193ZM192 184V185H193ZM235 184V183H234ZM55 185L57 186L56 182H55ZM66 185V184H65ZM120 185V186H119ZM150 185H153V184H150ZM149 185V186H150ZM166 186H163V187H166L167 189L169 188L168 186H170L168 183L165 184ZM180 185V183H179ZM191 185V184H190ZM231 185V184H230ZM237 185V184H236ZM240 185V184H239ZM238 185V186H239ZM257 185V184H256ZM262 185V184H261ZM264 185V184H263ZM53 186V185H52ZM81 186V185H80ZM84 186V185H83ZM82 186V187H83ZM122 186V187H121ZM155 186V185H154ZM172 186V185H171ZM170 186V190H172L174 188V186L171 187ZM196 187V184L193 185ZM200 186V185H199ZM198 186V188H199ZM207 186V184H206ZM213 186L215 187V184H213ZM218 186V185H216ZM233 186V184H232ZM235 186V185H234ZM233 186V187H234ZM243 186H246V185H243ZM242 186V187H243ZM258 186V185H257ZM47 187V185L45 186ZM49 187V186H48ZM59 187V186H58ZM85 187H87L85 185ZM124 187V188H123ZM145 187V186H143ZM160 187H157L160 189ZM162 187V188H163ZM205 185H203V189H204ZM210 187V186H209ZM231 187V186H230ZM229 185H228V188L227 186H225L224 190H228L229 192H233L234 190H229ZM231 187V188H233ZM236 187V186H235ZM251 187V186H250ZM260 187V186H259ZM64 188V187H63ZM84 188V187H83ZM88 188V187H87ZM147 188V187H146ZM155 188V190L157 189ZM176 188V187H175ZM174 188V189H175ZM197 188V187H196ZM197 188V189H198ZM208 188V187H207ZM213 187L209 188V191L210 189H212ZM221 188V187H220ZM238 188V187H237ZM247 188V187H246ZM252 188V187H251ZM48 189V188H47ZM49 189H51L49 187ZM73 189V188H72ZM134 188H132V193H134L133 190ZM144 189V188H143ZM149 189V188H148ZM165 189V188H164ZM162 189L164 192L166 190ZM173 189V190H174ZM179 188H176L175 190H177ZM191 189L192 186H191ZM197 189H194V190H197ZM235 189V188H233ZM244 189V188H243ZM248 189V188H247ZM245 189L244 190V194L245 192L249 195L250 191L249 189L247 190ZM253 190L255 188H252ZM71 190V188H70ZM69 190V191H70ZM76 190V189H75ZM85 191L87 189H84ZM127 190V189H126ZM138 191V189H136ZM140 190V189H139ZM146 190V189H144ZM158 190V189H157ZM156 190V191H157ZM169 190V189H168ZM167 190V192H168ZM172 190V191H173ZM247 190V191H246ZM252 190V191H253ZM257 189H255L254 192H256ZM262 190V189H261ZM260 190V191H261ZM53 191V190H52ZM72 191V190H71ZM71 191L69 193H71ZM79 191V190H78ZM82 191V189H81ZM127 191H130V190H127ZM179 191V190H177ZM209 191H207L206 189V192L208 193H204V199L207 197L205 195H208L209 194ZM243 191V190H242ZM242 191H241V195H242ZM125 191H123L124 193ZM160 192V190L158 191V193ZM180 192H181V189H180ZM196 192V191H194ZM253 192V193H254ZM54 193V192H53ZM77 193V192H76ZM79 193V192H78ZM150 193V192H149ZM161 193V196L159 195L160 198L164 199V197L166 196L165 193ZM170 192L167 193V197L170 196L168 195ZM184 192H182V195H183ZM215 193V192H214ZM223 194V192H221ZM240 193V192H239ZM164 194V197L163 195ZM173 194V193H172ZM200 195L202 193H199ZM216 194V193H215ZM218 195L220 194V192L217 193ZM226 194V193H224ZM219 195V198L218 195H216L219 200L223 199L222 197L224 196H228V197H224V198H230V196L233 194L231 193V195L228 193V195ZM203 195V194H202ZM202 195L200 197H202ZM213 195V194H212ZM211 195V196H212ZM234 195V194H233ZM232 195V196H233ZM247 195V197H248ZM52 196V195H51ZM129 196V195H128ZM134 196V195H133ZM144 196V195H142ZM153 196V195H152ZM151 196V197H152ZM173 196V195H172ZM193 196V195H192ZM196 196V194L194 195V197ZM210 196V197H211ZM251 196V193L250 195ZM253 196V195H252ZM251 196V198H252ZM62 197V196H61ZM132 196H130L131 198ZM146 197V196H145ZM165 197V198H167ZM174 197V196H173ZM172 197V198H173ZM197 198H199L198 196H196ZM235 197V195H234ZM241 197V196H240ZM243 197V196H242ZM246 197V195L244 196ZM246 197V198H247ZM81 198V197H80ZM138 198V197H137ZM148 198V197H147ZM158 198V197H156ZM171 198V197H170ZM176 198V197H175ZM179 198V197H178ZM190 198H192L190 196ZM215 198V197H214ZM213 197H211L210 200L214 199ZM250 198V197H249ZM78 199V198H77ZM127 199V198H126ZM135 199V198H134ZM144 199V198H143ZM162 199H158V200H162ZM169 199V197H168ZM182 199V198H180ZM179 199V200H180ZM200 199V198H199ZM216 199V200H215ZM214 201L215 203H213L214 205L212 206L213 208H209L207 205H206V208H209V209H213L215 207H218L216 206L217 204H222L220 202H223L220 200V202L218 201L217 198H215ZM61 201L60 202H63L62 199H60ZM81 200V199H79ZM128 200V199H127ZM131 200V199H129ZM138 200V199H137ZM157 200V199H156ZM157 200V201H158ZM170 200V199H169ZM174 199H171L170 201L173 202ZM194 200V199H193ZM224 200V199H223ZM133 201V200H132ZM145 201V200H144ZM150 201V198L149 200L147 199L146 200V204L147 202ZM186 201V200H185ZM190 201V199H189ZM200 202V200H198ZM204 201V200H202ZM231 201V200H230ZM138 202V201H137ZM142 202V201H141ZM167 202V200H166ZM170 203V204H173V203ZM195 202V201H194ZM210 202V201H209ZM143 203V202H142ZM157 203V202H156ZM169 203V202H167ZM164 204V202L162 203V205L164 207H166L165 205H167V209L168 208H171L170 207V204H169V207H168V204ZM186 203V202H185ZM212 203V202H210ZM217 203V204H216ZM259 203V202H258ZM261 203L264 204V201L261 200ZM261 206H263V209H264V205L261 204ZM123 204H124V208H123ZM131 204V202H130ZM129 204V205H130ZM152 204V201L151 203ZM155 204V203H154ZM159 204V203H158ZM176 204V203H175ZM196 204V202H195ZM208 204V203H207ZM216 204V205H215ZM225 204V203H224ZM252 206L254 203H251ZM250 204V205H251ZM77 205V204H76ZM138 205V204H137ZM143 205V204H142ZM149 205V204H147ZM156 205V204H155ZM256 205V204H255ZM258 204V206H260ZM66 206V205H65ZM158 206H161V205H158ZM175 206V205H174ZM189 206V205H188ZM204 206V205H203ZM132 204H131V208H132ZM147 206H145L146 208ZM157 207V206H156ZM164 207H162V209H165ZM185 207V206H184ZM256 207V210L257 209V206ZM70 208V207H69ZM129 208V207H128ZM127 208V209H128ZM144 208V207H143ZM150 209V207H147L146 209ZM153 209H155V207H151ZM205 208V209H206ZM246 208L249 209V207L246 206ZM252 208V207H250ZM262 208V207H260ZM73 209V208H72ZM139 209V208H138ZM144 210V209H141L143 211V221H141L142 223H144L145 225H148L150 222L152 223L153 221L156 220V218H160L161 216V213L160 215L157 213V210H153L151 213H149L150 211L149 210ZM166 209V211H167ZM175 209V207H174ZM173 209V210H174ZM187 209V208H185ZM216 209V208H215ZM39 210V208H38ZM71 210V209H69ZM133 210V208H132ZM137 210V209H136ZM134 211L135 213H133L134 215H131L135 218L136 215H138L137 213H140L139 211ZM197 210V209H196ZM252 209H250L251 211ZM255 210V209H253ZM255 210V211H256ZM124 211V210H123ZM168 211H170L168 209ZM167 211V213H168ZM175 211V210H174ZM211 211V210H210ZM253 211V212H255ZM128 213V211H125ZM185 212V211H184ZM189 212V210H188ZM197 212H200V210ZM259 212V210H258ZM260 212H261V209H260ZM132 213V212H131ZM187 213V212H186ZM246 213V212H244ZM248 213V212H247ZM246 213V214H247ZM129 214V213H128ZM127 214V215H128ZM190 214V212H189ZM197 214V213H196ZM203 214V213H202ZM218 216L219 214L216 213ZM243 214V213H242ZM260 214H264V210L262 211V213H259L258 216H260ZM170 215V214H169ZM220 215H221V212H220ZM248 215V214H247ZM245 215V216H247ZM160 216V217H159ZM172 216V214L170 215ZM188 216V215H187ZM216 216V215H215ZM217 216V217H218ZM230 216V215H229ZM256 216V218H260ZM124 217V216H123ZM126 217V216H125ZM139 217V221H138V218H137V221H138V225L139 223L141 224L140 220H141V215L138 216ZM164 216H162L163 218ZM182 217V216H181ZM206 217V216H205ZM207 217H208V214H207ZM263 217L264 219V215L261 216ZM60 217H58L59 219ZM195 218V217H194ZM211 218V217H210ZM229 218V217H228ZM231 218V216H230ZM57 219V222L59 223L61 219L58 220ZM129 218L127 217V219L125 218V220L127 221ZM209 219V218H208ZM219 219V218H217ZM261 219V218H260ZM259 219V220H260ZM124 220V221H125ZM229 220V219H228ZM232 219H230L229 221L231 222ZM132 221V220H131ZM227 221V220H226ZM225 221V222H226ZM246 221V219H245ZM123 222V223H122ZM128 222V221H127ZM191 223V221H189ZM187 223L189 225H191L190 223ZM204 222V221H203ZM257 222V221H256ZM61 223V222H60ZM59 223V224H60ZM132 223V222H131ZM196 223V222H195ZM218 223V222H217ZM235 223V222H234ZM251 223L250 222V226H251ZM255 223V222H254ZM258 224L260 223L257 222ZM56 224V223H55ZM128 225L125 226V227H128L132 224H130V219H129V222L127 223ZM130 224V225H129ZM193 226H189L188 227V231L191 233L192 231L194 232V230L190 231V229L192 227H194V225L197 227V224H194L192 223ZM206 224V223H205ZM213 224V223H212ZM219 224V223H218ZM233 225V222L231 223ZM249 224V223H247ZM257 224V225H258ZM261 224V223H260ZM137 225V224H136ZM201 225V224H200ZM254 225V224H253ZM263 225V224H262ZM118 226V227H119ZM144 225L142 224V227ZM206 226V225H205ZM209 226V225H208ZM212 226V225H210ZM224 226V225H222ZM261 226V225H260ZM60 227V225H59ZM58 227V228H59ZM120 227V228H122ZM123 227V228H125ZM140 227V225H139ZM145 227V226H144ZM207 227V226H206ZM228 227V226H227ZM255 227V226H254ZM257 227V226H256ZM208 228V227H207ZM128 229H130L128 227ZM146 229V228H145ZM206 229V228H205ZM209 229V228H208ZM207 229V231H208ZM212 229V228H210ZM216 229V228H215ZM214 229V230H215ZM229 229V228H228ZM233 230V228H231ZM60 230V228H59ZM127 230L124 229V231ZM133 230V229H132ZM131 230V231H132ZM141 230V229H140ZM181 230V229H180ZM227 230V229H226ZM231 230V231H232ZM70 231V230H69ZM128 231V230H127ZM125 231V232H127ZM142 231V230H141ZM217 231V230H216ZM130 232V231H129ZM144 232V231H143ZM141 232V233H143ZM64 234H66V231L63 232ZM122 233V232H121ZM131 233V232H130ZM140 233V234H141ZM175 233V232H174ZM207 233V232H206ZM208 233H211L208 232ZM216 233V232H215ZM220 233V232H218ZM144 234V233H143ZM194 234V233H192ZM196 234V232H195ZM194 234V235H195ZM199 234V233H198ZM214 234V233H212ZM240 234V233H239ZM244 234V233H243ZM252 234V232H251ZM117 235V234H116ZM123 235V234H122ZM208 235H211V234H208ZM218 234H216V237H217ZM226 235V234H224ZM246 235V234H244ZM190 236V235H189ZM193 236V235H191ZM212 237H214L215 235H211ZM232 236V235H231ZM243 236V235H242ZM255 236V235H254ZM70 238L71 237V234L70 235H66L64 236L63 238ZM116 237V236H115ZM122 237V238H123ZM188 237V236H186ZM194 237V236H193ZM212 237H209L207 239H209L208 241L210 240H213L214 238ZM221 237V236H219ZM218 237V238H219ZM238 237V236H237ZM247 237V236H246ZM222 238V237H221ZM232 238H235V237H232ZM239 238V237H238ZM245 238V237H243ZM205 239V243L208 245V241L206 242ZM223 239V238H222ZM237 239V238H236ZM104 240V241H103ZM120 240V239H119ZM129 240V239H128ZM127 240V241H128ZM196 240V239H195ZM194 240V241H195ZM203 240V239H202ZM200 240L199 242H204ZM221 240V239H220ZM224 240L226 241V238H224ZM228 240V239H227ZM243 241V239H241ZM240 240V241H241ZM247 240L249 241L248 243L250 244H253L254 243V238H253V235H250L248 236ZM69 241V240H68ZM83 241V242H82ZM125 241V242H127ZM193 241V242H194ZM198 241V240H196ZM218 241V240H216ZM214 241V242H216ZM224 241V242H225ZM229 241V240H228ZM227 241V242H228ZM238 241V240H237ZM237 241H236V244H237ZM82 242V243H81ZM129 242V241H128ZM164 242V241H163ZM187 242V241H186ZM192 242V243H193ZM197 243L198 244H201V243ZM225 242V243H227ZM68 243V242H67ZM138 243V244H137ZM195 246L196 245V242H194ZM204 243V245H205ZM247 243V244H248ZM257 243V242H256ZM79 244V246H78ZM121 244V243H120ZM159 244H161L159 242ZM190 244V243H189ZM218 244V243H217ZM240 246H241V242L239 243ZM188 245V244H187ZM203 245V246H204ZM224 244H222L223 246ZM233 245V244H232ZM77 249L73 250V252H71V250H69L71 247H75ZM78 246V247H77ZM195 246H192V247H195ZM202 246V247H203ZM221 246V244H220ZM218 246V248L220 247ZM221 246V247H222ZM245 245H243L244 247ZM128 248V249H131V248ZM134 247H137V248H134ZM142 246H140L139 248L144 251H146L144 248H141ZM200 247V248H202ZM224 247V246H223ZM226 247V246H225ZM228 247V246H227ZM253 247V246H252ZM251 247V248H252ZM191 248V247H190ZM198 249V247H196ZM195 249V252L199 253V251H196L197 249ZM245 248H248V247H245ZM254 248V247H253ZM252 248V249H253ZM56 249V248H55ZM136 249V250H135ZM193 249V250H194ZM222 249V248H221ZM220 249V250H221ZM135 250V251H134ZM139 250V251H141ZM164 250V249H163ZM184 250V249H183ZM249 250V248H248ZM129 251V250H128ZM143 251V254L145 255L146 253L148 254V252L146 251L144 253ZM161 251V250H160ZM246 251V249H245ZM131 252V251H130ZM132 253V252H131ZM246 252H242L241 250V254H244ZM250 253V252H247V254ZM253 253V252H252ZM250 253V254H252ZM256 252H254L253 255H255ZM261 253V252H260ZM138 253H136L137 255ZM235 254H238L239 256H235ZM234 254V258L235 260H237V263L233 262V259H230L233 264H241V262H239L241 259L245 260V257L243 258L242 255L240 254V251L239 253H235ZM248 254V256L250 255ZM133 255V253H132ZM135 255V256H136ZM143 255V256H144ZM199 255V254H198ZM197 255V256H198ZM245 255V254H244ZM261 255V254H260ZM75 256V257H74ZM140 258L141 257V254L139 255ZM197 256H196V259H197ZM231 254L228 256L230 257ZM248 256L246 257V259L248 258ZM252 256V255H251ZM262 256V255H261ZM146 257V256H145ZM145 257L143 259H145ZM205 257V256H203ZM209 257V256H208ZM206 257V260L207 258ZM236 257L238 259H236ZM253 257V256H252ZM255 257V256H254ZM50 258H52L50 260ZM148 258V256H147ZM146 258V260H147ZM195 258V257H194ZM231 258V257H230ZM240 258V260H239ZM149 259V258H148ZM151 259V258H150ZM149 259V260H150ZM153 259V258H152ZM169 259H172V258H169ZM180 259V258H178ZM184 259V258H183ZM55 260V261H54ZM108 260H110L108 262ZM139 260V258H138ZM144 260V261H146ZM175 260V259H174ZM193 260V259H192ZM254 260V259H253ZM257 260V259H256ZM50 261V262H49ZM144 261H142L144 263ZM173 261V259L171 260ZM171 261H168V264H172L170 263ZM193 261H196L195 259ZM199 263L201 264H204V262H202L201 260H197L196 263ZM260 261V260H259ZM53 262V263H52ZM107 262V263H106ZM113 262V263H112ZM141 262V263H142ZM177 262V261H176ZM187 262V261H185ZM245 262V261H244ZM242 262V263H244ZM253 262V261H252ZM264 262V261H263ZM262 262V263H263ZM142 263V264H143ZM150 263V262H148ZM175 263V261H174ZM179 263V261H178ZM188 263H190V259L188 261ZM192 263V262H191ZM190 263V264H191ZM195 263V264H196ZM198 263V264H199ZM206 263H211L213 264V261H206ZM228 263V262H226ZM261 263V262H260ZM147 264V263H146ZM165 264V263H164ZM167 264V263H166ZM182 264V263H181ZM186 264V263H185ZM214 264H216V262H214ZM221 264H224L223 262ZM246 264V263H244Z\"/></svg>",
	"mask_w": 264,
	"mask_h": 264
}]
</instances>
